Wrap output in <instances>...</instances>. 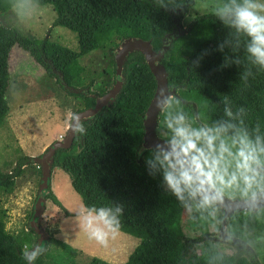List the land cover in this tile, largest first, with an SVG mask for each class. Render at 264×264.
Listing matches in <instances>:
<instances>
[{"label":"trees","instance_id":"16d2710c","mask_svg":"<svg viewBox=\"0 0 264 264\" xmlns=\"http://www.w3.org/2000/svg\"><path fill=\"white\" fill-rule=\"evenodd\" d=\"M32 1L54 8L53 27H64L76 33L79 51L47 37L32 40L6 26L2 17L18 0H0V130L6 126L10 111L6 94L10 86V56L16 45L27 51L67 95L80 102L81 107L72 113L73 117L95 105V99L89 94H100L92 89L95 81L82 88L76 87V80L85 72L80 59L116 40L119 43L115 49L125 38L136 37L151 41L155 51L169 46L162 63L169 75V89L177 91L175 97L180 104H173L161 116L167 134L171 135L164 123L166 117L169 113L175 115L182 111L193 127L211 126L217 121L240 127L242 120V127L251 138L260 136L264 139V67L254 63L247 52L250 38L215 15L218 7L230 0H206L211 12L196 17L187 33L171 38L170 44L167 39L175 31L174 19L187 17L196 0ZM237 3H243V0H237ZM113 63L115 83L114 59ZM61 77L72 89L88 90L89 94L65 90ZM123 80L115 102L93 120L82 121L84 131L78 132L70 149L57 150L53 168H61L68 175L85 208H110L114 213L118 207L121 209L117 214L119 231L140 240L124 264H261L258 253L248 247L241 248L237 242L234 243L235 253H228L215 239L206 238V233L197 238L186 236L182 227L185 212H189L190 227L199 232L201 221L206 216L211 217L212 210L198 209L194 201H178L163 184L162 172L153 174L147 164L149 153L142 151L145 148L144 121L157 82L140 52L130 54L125 61ZM226 108L231 109L234 119L225 115ZM32 164L33 157L23 154L10 172L0 171V191L14 192L24 167ZM236 195L240 193L226 194L232 198ZM48 198L64 211L67 218L73 216L51 188ZM6 218V211L2 210L0 264H28L23 254L29 250H25L27 244L33 247L34 232L12 233L7 229ZM250 229L264 235V208L247 214L241 212L230 218L229 231L233 237L247 239L246 231ZM199 240L202 241L200 252ZM53 241L51 236L33 264L60 263L48 252Z\"/></svg>","mask_w":264,"mask_h":264},{"label":"rangeland","instance_id":"374dc122","mask_svg":"<svg viewBox=\"0 0 264 264\" xmlns=\"http://www.w3.org/2000/svg\"><path fill=\"white\" fill-rule=\"evenodd\" d=\"M257 2L264 3V0ZM209 12L210 4L206 0H196V5L190 9L184 23L187 25L196 17ZM55 18L56 13L51 5L39 6L32 0H18L15 7L2 17V22L32 40L48 36L50 41L79 51L78 35L64 27L54 28ZM118 43L116 40L111 45L80 59L85 72L76 80L77 88L85 87L91 81H95L92 89L100 94L112 88L114 84L112 51ZM10 74L8 96L6 94L10 111L6 126L0 130V171L5 173L14 168L16 160L23 154L31 157L42 155L48 146L58 140L59 135L66 133L64 126L70 125L72 120L68 118L67 111L72 115L81 107L77 99L67 95L56 81L47 75L45 69L18 45L11 52ZM159 128L162 133H166L162 119ZM166 135L170 137L169 134ZM19 149H22L21 152ZM41 176L40 166L33 162L32 165L24 167L23 175L16 181L14 192L0 191V212L6 211L7 229L10 232L17 234L30 231L28 227L30 216L38 197ZM50 188L62 205L73 214L67 218L64 211L48 198L49 203L42 226L54 238L48 246V252L56 256L59 264L127 262L140 242L138 238L118 231L114 238L109 239L107 246L89 239L78 219L84 210L82 199L72 188L68 175L61 168L54 170ZM211 210L212 216L204 217L201 221L202 230L199 232L190 227L189 212H185L182 227L186 236L197 238L207 233L214 237L223 250L235 253V248L227 242L232 241L233 237L229 231V224L226 235L221 234L219 226L222 222V212L217 207H212ZM249 212L251 211L243 213ZM246 234L248 238L242 239V242L254 253H258L261 264H264V235L256 234V231L251 229L246 231ZM33 238L35 243L37 241L35 233ZM197 247L200 252L202 243L199 242ZM30 248L31 244L25 246V250Z\"/></svg>","mask_w":264,"mask_h":264},{"label":"clouds","instance_id":"9594fccd","mask_svg":"<svg viewBox=\"0 0 264 264\" xmlns=\"http://www.w3.org/2000/svg\"><path fill=\"white\" fill-rule=\"evenodd\" d=\"M215 15L250 38L247 52L254 63L264 67V3L230 0L218 7ZM154 103L159 115H163L180 101L165 90L158 93ZM225 115L235 118L230 108L225 109ZM74 120L72 130L83 133L79 117ZM164 123L170 137L158 127V142L142 151L149 153V168L153 174L162 172L163 184L178 201H194L198 209H208L222 202L226 194L236 191L252 202L264 195V139L251 138L242 127V120L240 127L226 121L193 127L181 111L175 115L169 113ZM120 212L119 207L115 213L110 208L86 207L78 219L89 239L107 246L109 239L119 231L117 214ZM42 251L40 247L23 255L28 264H32Z\"/></svg>","mask_w":264,"mask_h":264},{"label":"water","instance_id":"95a60500","mask_svg":"<svg viewBox=\"0 0 264 264\" xmlns=\"http://www.w3.org/2000/svg\"><path fill=\"white\" fill-rule=\"evenodd\" d=\"M187 30L180 34H186ZM48 38V36H47ZM169 50V46L164 45L162 50L155 51L151 41L128 37L120 42L118 47L113 52L116 75L115 83L112 88H110L105 94H89L88 90L72 89L61 77V83L63 84L65 90H71L75 93H83L84 95L89 94L90 97L94 98L96 103L91 108L81 111L72 117L70 125L66 129L63 138L54 141L53 144L48 146L42 155L38 157H33V162L40 166L41 168V182L38 192V197L33 208V214L29 222V230L37 235V241L34 243L30 250H36L40 247L45 248L50 240V234L46 231L45 227L42 226L45 214L47 212L46 207L49 203L48 195L50 193V187L52 185L53 172L57 168H53L55 155L59 149H70L73 145L74 139L77 137L78 132H74L72 129L76 124L74 117H79V122L93 120L102 110L106 107L111 106L120 94L123 87V69L125 61L128 59L129 55L134 52H140L146 63L148 64L152 74L154 75L157 87L154 98L147 110L145 124V134L143 139V146L147 148H152L158 142L157 139V129L159 127L158 121L161 122V116L155 107V99L158 93L165 90L172 96L177 95L176 90H170L168 86L169 75L162 63L165 57V52ZM166 134V133H164ZM221 212L224 213L223 223L221 226V234L226 235L228 231V224L230 218L238 213L251 211L257 212L264 208V195H259L256 202H252L241 197H228L224 196L222 202L216 204ZM248 247V246H247ZM251 249L250 247H248ZM252 250V249H251ZM252 252H254L252 250ZM33 264V262H32Z\"/></svg>","mask_w":264,"mask_h":264},{"label":"flooded vegetation","instance_id":"af4514ba","mask_svg":"<svg viewBox=\"0 0 264 264\" xmlns=\"http://www.w3.org/2000/svg\"><path fill=\"white\" fill-rule=\"evenodd\" d=\"M181 14V13H180ZM185 18H186V16H178V17H176L175 19H174V24H175V31L170 35H168V39H167V43L169 42V44L171 43L170 42V40H171V38H175V37H177L178 36V34H180V32L181 33H183L185 30H187L188 28H189V25L193 22H191V23H189V24H187V25H185V23H184V20H185ZM167 46V45H166ZM217 209H218V207H217ZM218 210H220V209H218ZM221 212V211H220ZM223 217H224V213L222 212V222L220 223V229H221V226H222V223H223ZM220 232H221V230H220ZM207 234V233H206ZM206 238H211V239H214V237H211V236H209V234H207V236H206ZM243 240L241 239V238H236V237H232V241H227L228 242V244L229 245H231L232 247H234L235 248V250H237V247L235 246V244L234 243H236L237 242V244H241V248H244V247H247L246 246V244L244 243V242H242ZM199 242H201L202 243V241L201 240H199L198 241V243ZM198 245V244H197Z\"/></svg>","mask_w":264,"mask_h":264},{"label":"crops","instance_id":"0c3cea01","mask_svg":"<svg viewBox=\"0 0 264 264\" xmlns=\"http://www.w3.org/2000/svg\"><path fill=\"white\" fill-rule=\"evenodd\" d=\"M52 8H53V7H52ZM53 10H54V8H53ZM68 112H69V111H67L68 118L70 119V118L72 117V115H71V112H70V113H68ZM69 119H68V120H69ZM67 126H68V125H65V126H64V129H65V130L67 129ZM60 136H61V135H59L58 138H60ZM82 203H83V202H82ZM83 206H84V205H83ZM84 209H85V207H84Z\"/></svg>","mask_w":264,"mask_h":264},{"label":"built area","instance_id":"2783aa9c","mask_svg":"<svg viewBox=\"0 0 264 264\" xmlns=\"http://www.w3.org/2000/svg\"><path fill=\"white\" fill-rule=\"evenodd\" d=\"M60 138H63V136H60Z\"/></svg>","mask_w":264,"mask_h":264}]
</instances>
